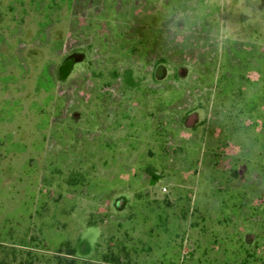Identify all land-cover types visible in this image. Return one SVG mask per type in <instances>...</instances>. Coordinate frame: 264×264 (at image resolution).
Returning a JSON list of instances; mask_svg holds the SVG:
<instances>
[{
  "label": "rangeland",
  "instance_id": "rangeland-1",
  "mask_svg": "<svg viewBox=\"0 0 264 264\" xmlns=\"http://www.w3.org/2000/svg\"><path fill=\"white\" fill-rule=\"evenodd\" d=\"M91 1L0 0V263L264 264V0H230L244 36H192L167 0L87 36L128 6ZM125 57L131 91L95 71Z\"/></svg>",
  "mask_w": 264,
  "mask_h": 264
},
{
  "label": "flooded vegetation",
  "instance_id": "flooded-vegetation-1",
  "mask_svg": "<svg viewBox=\"0 0 264 264\" xmlns=\"http://www.w3.org/2000/svg\"><path fill=\"white\" fill-rule=\"evenodd\" d=\"M126 3L128 4V6L126 7L127 9V14H125L124 18H120L119 17V23L122 27H124L122 32H117L115 30V28H111V30H109V33L103 32V31H99V32H93L91 31L90 34H86L87 36H136L137 34L133 33L130 31V28L132 27L133 23L134 25H136V20H133L131 18V11L134 7V3L132 2V0H125ZM144 1V0H143ZM147 1V8L146 10H151V11H155L157 10L155 8V2L153 0H145L144 3H146ZM168 1V4L170 7V10H172L173 14H178L180 13L181 15H184L187 17L188 24L191 26L189 27V31H190V35L192 36H244V32L241 30L239 31V26L238 24H241L240 20H237L233 22L230 19H228V15L231 14V4H230V0H192L190 3H185L186 6L184 5L181 6L180 4V0L176 1V0H171V2ZM218 1H220V8H221V12L224 11V13L227 14V18H225V16H223V13L219 14L216 13V15H214L213 12V8L214 6L217 7ZM94 0L91 1V3H93ZM165 2V1H164ZM163 3V0H162ZM161 3V4H162ZM159 4V3H158ZM173 4V5H171ZM176 4V5H175ZM104 11L103 12H97L96 14L94 13L93 18L95 19L94 22H96L99 18H103L104 19V15L106 14V10L102 9ZM145 10V11H146ZM108 13V12H107ZM146 14V12H145ZM148 14V13H147ZM188 15V16H187ZM240 15H242V17H244L243 13H240ZM90 19V20H92ZM93 22V23H94ZM159 22V21H158ZM161 22V21H160ZM240 22V23H239ZM92 23V24H93ZM161 25L164 27V23H161ZM94 30H96L97 28H93ZM157 30V32L161 35L164 34V32H162L163 28H159L157 26V28H155ZM69 31V30H68ZM148 31V30H147ZM230 31V32H228ZM93 32V33H92ZM154 32H152L151 34H153ZM150 34V35H151ZM84 35V34H83ZM143 36H148V33H143L141 34ZM66 36H69V33L66 34ZM82 36V34H81ZM102 41V40H100ZM107 43V41H105ZM101 45L103 46L104 42H100ZM94 48V47H92ZM100 49V48H98ZM78 53L84 54L85 52H75L72 55H69L67 57L64 58L60 68H59V72L62 75V78L66 79L70 76V73L72 72V70L74 69V65L80 63L77 59H76V55ZM101 53L99 52L96 56H97V63L98 61L102 62V59L100 57ZM125 59L123 60L122 58H116L115 60L113 59L112 62L113 63V68L112 66L109 67H105L104 65H99L98 68H96V73H97V77L99 78L101 75H104L106 73V70L109 69L108 72L111 73V76H114V80L117 81L119 80L120 82V86L124 88L125 91L129 90L131 91L132 86L133 85H140V81H136L137 79V75L135 74L136 71L133 69H129L127 67L121 66V62L124 61L125 64ZM83 62V60H82ZM166 64L161 63L159 64V66L156 67L155 69V77L158 78L159 73L161 72V69H164ZM161 67V68H160ZM113 69V70H111ZM118 77V79H116V77ZM109 82V84H117L115 83V81ZM99 85V87L101 89L105 88L106 82L104 81H98L97 83ZM101 92V90H100ZM99 92V93H100ZM127 94V93H126ZM202 107H198L195 108V110H193L189 115H187L186 117V122H189L192 126H195L194 129L196 127L200 126V121H201V117H202ZM189 124V125H190ZM250 243L254 242V241H249Z\"/></svg>",
  "mask_w": 264,
  "mask_h": 264
},
{
  "label": "trees",
  "instance_id": "trees-1",
  "mask_svg": "<svg viewBox=\"0 0 264 264\" xmlns=\"http://www.w3.org/2000/svg\"><path fill=\"white\" fill-rule=\"evenodd\" d=\"M0 264H5V262L4 263H0ZM59 264H64L61 259L59 260Z\"/></svg>",
  "mask_w": 264,
  "mask_h": 264
}]
</instances>
